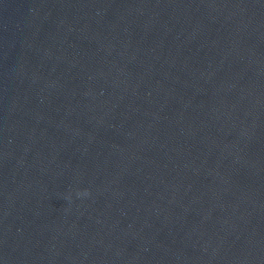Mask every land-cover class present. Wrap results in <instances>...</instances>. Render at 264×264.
Segmentation results:
<instances>
[{
  "label": "water",
  "instance_id": "obj_1",
  "mask_svg": "<svg viewBox=\"0 0 264 264\" xmlns=\"http://www.w3.org/2000/svg\"><path fill=\"white\" fill-rule=\"evenodd\" d=\"M0 264H264V0H0Z\"/></svg>",
  "mask_w": 264,
  "mask_h": 264
}]
</instances>
